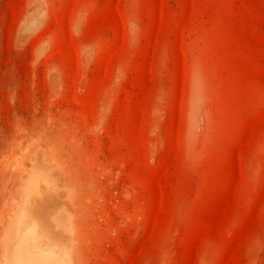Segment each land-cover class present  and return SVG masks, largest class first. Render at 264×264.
<instances>
[{
	"label": "rangeland",
	"instance_id": "374dc122",
	"mask_svg": "<svg viewBox=\"0 0 264 264\" xmlns=\"http://www.w3.org/2000/svg\"><path fill=\"white\" fill-rule=\"evenodd\" d=\"M24 217L69 264H264V0H0V264Z\"/></svg>",
	"mask_w": 264,
	"mask_h": 264
},
{
	"label": "clouds",
	"instance_id": "9594fccd",
	"mask_svg": "<svg viewBox=\"0 0 264 264\" xmlns=\"http://www.w3.org/2000/svg\"><path fill=\"white\" fill-rule=\"evenodd\" d=\"M17 239L26 243L41 244L42 239H39V233H33L31 231V225L26 217L17 219ZM63 254L61 252L53 251V259L50 264H69L67 259H62Z\"/></svg>",
	"mask_w": 264,
	"mask_h": 264
},
{
	"label": "bare ground",
	"instance_id": "6f19581e",
	"mask_svg": "<svg viewBox=\"0 0 264 264\" xmlns=\"http://www.w3.org/2000/svg\"><path fill=\"white\" fill-rule=\"evenodd\" d=\"M32 248L31 244L19 241L16 247L20 257L18 264H50L53 257L42 254H34L32 252Z\"/></svg>",
	"mask_w": 264,
	"mask_h": 264
}]
</instances>
